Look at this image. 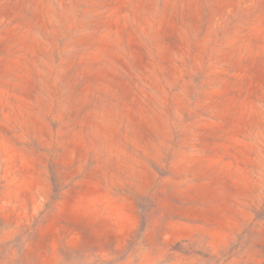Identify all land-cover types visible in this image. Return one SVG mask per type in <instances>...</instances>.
I'll list each match as a JSON object with an SVG mask.
<instances>
[{"label":"rangeland","instance_id":"obj_1","mask_svg":"<svg viewBox=\"0 0 264 264\" xmlns=\"http://www.w3.org/2000/svg\"><path fill=\"white\" fill-rule=\"evenodd\" d=\"M0 264H264V0H0Z\"/></svg>","mask_w":264,"mask_h":264}]
</instances>
